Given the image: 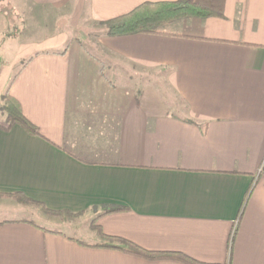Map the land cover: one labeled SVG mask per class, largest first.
Listing matches in <instances>:
<instances>
[{
	"label": "crops",
	"instance_id": "0c3cea01",
	"mask_svg": "<svg viewBox=\"0 0 264 264\" xmlns=\"http://www.w3.org/2000/svg\"><path fill=\"white\" fill-rule=\"evenodd\" d=\"M176 1L24 0L40 21L72 3L99 24ZM194 1L218 15L178 21L171 35L104 33L98 55L63 39L8 51L0 14V95L8 84L39 132L0 130V194L91 219L123 207L94 226L149 251L264 264V0ZM108 66L123 75L113 81ZM139 69L163 73L182 108L154 83H135ZM0 223V264H184L80 246L20 219ZM90 227L86 243H100Z\"/></svg>",
	"mask_w": 264,
	"mask_h": 264
},
{
	"label": "rangeland",
	"instance_id": "374dc122",
	"mask_svg": "<svg viewBox=\"0 0 264 264\" xmlns=\"http://www.w3.org/2000/svg\"><path fill=\"white\" fill-rule=\"evenodd\" d=\"M74 7L72 3H68L61 10L55 12L48 22L46 19L40 21L38 16L28 8L24 0H0L1 30L3 22H5L3 36L9 40L5 43L6 49L9 51L16 44L23 46L39 45V49L49 47L54 42L59 43L63 39L64 42L71 40L79 41L86 50L98 55L96 46L98 40L105 33V26L92 21L87 14H79V10L77 11V9L75 13ZM3 45L4 42L0 44V47H3ZM108 67L109 69L105 70L113 81L123 75L120 69ZM142 72L143 76H137V73ZM145 72L142 69L135 70L133 74L134 82L138 85L152 82L166 96H169L164 92L167 88L165 87L166 79L163 77V73L156 72L151 74V72ZM7 85L3 88L2 94H5L8 88ZM2 94L0 95V121L5 118L2 111V106L5 104ZM169 98L173 101L172 97L169 96ZM175 101L173 102L176 108H182L181 104ZM93 213L91 211V213L83 214L76 220L62 224L58 218L44 215L35 207L24 206L18 199L0 197V221L7 219L32 220L42 228L56 229L68 236L89 243L93 242L92 236L87 234L89 227L93 228L95 225L94 219H91Z\"/></svg>",
	"mask_w": 264,
	"mask_h": 264
},
{
	"label": "trees",
	"instance_id": "16d2710c",
	"mask_svg": "<svg viewBox=\"0 0 264 264\" xmlns=\"http://www.w3.org/2000/svg\"><path fill=\"white\" fill-rule=\"evenodd\" d=\"M215 15L218 14L210 11L203 5L196 3L194 0H181L176 2L143 3L135 7L129 13L115 17L101 24L105 26V34L110 37H120L134 34L171 35L170 32H168L169 27L178 21L191 18H205ZM3 100L5 104L2 106V111L5 118L0 121V130L9 132L14 125H19L28 134L32 136H39L37 128L22 114L16 100L7 93L3 94ZM261 170H264V164L263 169ZM249 193L250 192H248L247 196H249ZM0 197L18 199L22 205L35 207L44 215L58 218L62 224L76 220L84 214L83 212L72 213L69 211L50 210L44 204L31 200L22 193L16 192L10 194H0ZM125 210V208L119 206H105L103 207L102 213L98 215L94 221H96L100 216L122 212ZM20 220L29 225L40 228V226L32 220ZM93 229L99 236L100 243L88 245L86 242L79 239L75 238L73 240L80 246L99 249H113L150 261L174 260L180 261L184 264H209L199 262L179 252H156L145 250L127 240L103 234L98 226H94ZM48 232L56 235L62 234V232L56 229H49Z\"/></svg>",
	"mask_w": 264,
	"mask_h": 264
}]
</instances>
